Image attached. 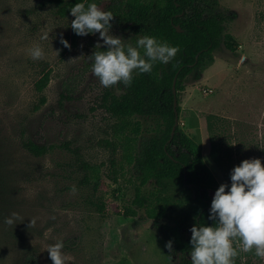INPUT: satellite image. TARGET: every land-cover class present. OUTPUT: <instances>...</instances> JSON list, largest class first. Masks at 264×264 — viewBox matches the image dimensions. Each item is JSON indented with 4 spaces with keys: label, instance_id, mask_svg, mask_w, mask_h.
<instances>
[{
    "label": "rangeland",
    "instance_id": "obj_1",
    "mask_svg": "<svg viewBox=\"0 0 264 264\" xmlns=\"http://www.w3.org/2000/svg\"><path fill=\"white\" fill-rule=\"evenodd\" d=\"M213 10L227 16L225 39L233 47L222 42L201 79L185 82L178 125L203 148L218 186L230 187L231 171L243 160L264 165V0H218ZM72 19L40 0H0V264H23L30 250L38 264H53L46 248L58 240L71 257L67 264H177L150 219L116 212L115 205L124 211L131 204L137 181L112 119L98 105L102 85L87 57L103 41L96 33L72 45L64 37ZM61 34L71 49L60 43ZM110 34L131 44L119 27ZM37 45L44 57L33 60L28 50ZM42 61L52 73L46 102L36 108ZM66 86L71 97L62 98ZM139 118L144 134L152 133L155 121ZM29 139L51 149L36 156L24 146ZM94 174L105 183L97 189L85 181ZM13 212L21 219L9 226L4 219ZM237 251L240 264H264L254 250Z\"/></svg>",
    "mask_w": 264,
    "mask_h": 264
},
{
    "label": "trees",
    "instance_id": "obj_2",
    "mask_svg": "<svg viewBox=\"0 0 264 264\" xmlns=\"http://www.w3.org/2000/svg\"><path fill=\"white\" fill-rule=\"evenodd\" d=\"M76 3H96L102 10L112 12L111 25L128 32L132 46H136L139 37L148 35L180 49L169 63H154L150 73L134 71L130 86L122 82L107 88L102 86L98 105L112 119L113 135L137 181L131 204L125 206L124 211L115 205L116 212L150 219L165 244L169 240L173 242L171 253L165 247L167 257L177 264H192L190 229L194 225H214L209 215L211 201L219 186L201 145L180 125L171 136L176 119L174 101L177 96L180 114L181 102L186 95L185 82L190 77L201 79L203 69L214 61V52L222 42L233 47L232 42L225 39L227 16L213 10L218 0H40L42 6L53 4L67 17L71 16L70 9ZM178 25L182 31L177 29ZM70 30L64 37L75 45L80 36L71 27ZM103 50L106 46L94 48V51ZM140 51L143 54V49ZM51 73L50 64L42 61L41 76L35 83L40 93L36 108L46 102L44 90ZM176 75L175 95L173 82ZM71 91L70 86H66L62 98L71 97ZM141 115L155 121L152 133L144 134ZM206 122L208 131H212L211 116ZM24 146L36 156L45 155L51 149V146L31 139L24 141ZM85 181H92L96 189L105 184L98 174ZM149 183L152 188L146 190L144 187ZM99 207L103 208V204ZM23 264H38L37 252L27 251ZM234 264H240L237 257Z\"/></svg>",
    "mask_w": 264,
    "mask_h": 264
},
{
    "label": "clouds",
    "instance_id": "obj_3",
    "mask_svg": "<svg viewBox=\"0 0 264 264\" xmlns=\"http://www.w3.org/2000/svg\"><path fill=\"white\" fill-rule=\"evenodd\" d=\"M70 15L74 17L71 28L76 35L99 33L103 44L97 43L95 48L106 46V50L94 51L87 57L92 61V73L106 88L119 82L130 86L134 71L150 73L154 63L167 64L180 51L178 47L148 35L139 37L136 46H126L121 37L110 34V22L114 19L112 12L102 10L96 3H76L70 9ZM48 38L47 32L41 37L43 40ZM60 43L71 49L63 34L60 35ZM140 49H143V54ZM28 51L33 60L44 57L38 45ZM230 179V187L221 184L211 201L209 219L215 222L214 225H194L190 229L192 264H234L238 248L245 253L254 250L257 257L264 259V165L258 158L245 159L232 169ZM71 191L75 194V186ZM20 219L19 214L13 212L4 219V223L12 226ZM34 225L35 220L31 219L29 227ZM63 247L61 240L47 246L53 264H67L71 259L64 254ZM165 247L171 253L173 242L169 240Z\"/></svg>",
    "mask_w": 264,
    "mask_h": 264
},
{
    "label": "water",
    "instance_id": "obj_4",
    "mask_svg": "<svg viewBox=\"0 0 264 264\" xmlns=\"http://www.w3.org/2000/svg\"><path fill=\"white\" fill-rule=\"evenodd\" d=\"M177 29H178L179 31H182V28H181L179 25L177 26ZM176 80H177V75L175 76V78H174V82H173V90H174L175 95H176V93H177ZM174 105H175V110H176V119H175V123H174L173 128H172V131H171V136H172V137H173L174 134L176 133V128H177L178 123H179V114H178V112H177V105H178L177 96H175ZM189 185L192 186V184H189Z\"/></svg>",
    "mask_w": 264,
    "mask_h": 264
}]
</instances>
